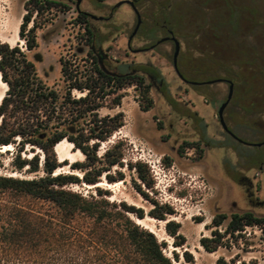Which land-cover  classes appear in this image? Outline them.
Here are the masks:
<instances>
[{
  "label": "rangeland",
  "instance_id": "1",
  "mask_svg": "<svg viewBox=\"0 0 264 264\" xmlns=\"http://www.w3.org/2000/svg\"><path fill=\"white\" fill-rule=\"evenodd\" d=\"M27 1L0 0V40L7 42L8 39L11 46H19L49 85H58L64 90L62 59L74 63L73 67L80 72H88L91 68V45L85 41L83 25L77 21L76 0H59L69 8L63 11V8L55 7L38 17L42 24L37 30L39 46L32 51L19 36L23 16L27 13ZM121 1L124 0H82L80 8L96 16L89 19V23L92 29L101 32L95 40L97 47L103 48L113 65L151 62L159 70L164 86L158 89L160 77L153 84L144 75L154 99V107L149 111L142 110L138 102L140 90L136 86L110 94L97 111L99 117L120 111L125 114L124 126L109 140L100 142L99 154L103 155L115 141L123 140L126 147L124 166L114 167L112 174L121 171L126 178L119 183H109L103 177L100 182L106 183L100 187L111 192L110 201H125L143 208L145 218L133 214L131 217L138 224L142 220L141 226L152 230L161 242H166L164 252L175 264H186L185 250L194 256L193 264H264V232L258 226H247L239 234L226 237L225 245L214 252L207 251L200 242L204 236L212 237V231L217 228L213 226L217 214L227 216L220 226L221 232L225 231L233 213L252 211L264 217V144L255 145L264 142V98L254 95L253 84L259 87L261 80L252 77L258 70L259 77L263 78L264 0H147L143 10L146 23L135 34L132 50L127 44L136 29L137 16L130 4L117 6L113 16L107 19L112 6ZM170 2L171 9L167 6ZM164 5L166 10L162 8ZM35 16L36 13L33 19ZM146 25L154 26L156 31L149 33ZM203 28L212 34L204 32ZM170 29H174L184 43L178 56L180 72L193 83L184 82L177 74L173 64L174 46L170 42L151 50H139L146 47L142 46L146 42H156L165 36ZM219 46L228 48L220 50ZM253 47L256 58L261 61L256 68L247 63L253 58L248 54ZM38 54L41 60H36ZM0 76L1 84V73ZM215 76L234 79L233 96L224 116L227 125L247 143L233 139L220 123L218 110L227 98L229 85L202 81ZM86 93L73 92L77 97ZM117 94H123L122 102L114 106L112 99ZM207 138L213 140L208 145ZM20 140L18 138L12 144L11 150L0 151V174L19 178L43 176L44 152L30 144L19 152ZM199 141L204 149L200 159L196 149L187 147L188 142ZM64 148L71 158L60 160L62 165L65 161L69 164L61 166L58 174L74 173L81 178L83 172L70 165L83 161L85 156L67 142ZM18 154L22 158L37 154L40 171L30 173L28 167L18 170L13 165ZM137 161L147 164L154 181L151 189L142 185V191L148 197L136 188L140 180L135 170L128 166ZM67 187L85 196L95 195L97 188L85 183ZM155 202L160 206L170 205L175 213L168 215L167 220L152 217L150 211L156 207ZM169 220L181 224L180 233L186 237L184 246L177 247L175 238L167 232L165 225Z\"/></svg>",
  "mask_w": 264,
  "mask_h": 264
},
{
  "label": "trees",
  "instance_id": "2",
  "mask_svg": "<svg viewBox=\"0 0 264 264\" xmlns=\"http://www.w3.org/2000/svg\"><path fill=\"white\" fill-rule=\"evenodd\" d=\"M55 7L63 11L69 8L59 0L26 2L27 13L19 35L28 50L39 46L37 30L42 24L38 17ZM77 21L84 27L85 41L93 45L98 35L90 26L88 14L80 12ZM31 22L33 25L28 28ZM89 55L92 58L88 72H80L73 67L74 63L62 59L65 87L61 90L38 74L35 63L24 50L0 40V72L8 86L0 103V148L15 144L20 138L19 152L30 144L39 147L45 155L43 176L19 178L0 174V264H175L164 252L166 242H161L153 231L131 217L133 214L145 218L143 208L125 201H110L111 192L100 186L90 196L67 187L82 183L95 185L103 177L110 183L125 180L124 172L112 174L114 167L124 166V141H115L103 155L99 154L100 142L109 140L124 126L125 114L120 111L99 117L97 111L110 94L130 86L140 90L138 102L143 111H149L154 107V99L150 95L151 85L141 72L162 77L157 67L150 64L115 66L108 59L100 62L92 51ZM75 90L87 93L77 97L73 94ZM122 97L123 94H117L112 105H120ZM63 139L72 142L85 156L83 161L70 165L83 172L81 178L74 173L55 174L59 167L69 164L65 161L62 165L56 152V145ZM212 141L207 138V145ZM187 145L197 150L198 159L203 157L202 142ZM13 165L18 170L28 167L30 173L40 171L37 154L32 158L18 154ZM128 166L140 180L136 188L148 197L142 185L151 189L154 181L147 164L137 161ZM155 206L150 215L159 220H167L168 215L175 213L168 204L160 206L155 202ZM226 219L225 214H217L213 219L217 228L212 231V237L201 238V245L207 251H216L225 245L226 237L239 234L247 226H258L264 232V217L252 211L233 213L221 232L220 226ZM165 227L175 238L177 247L186 244L179 222L169 220ZM183 257L186 264L194 263L189 251L185 250Z\"/></svg>",
  "mask_w": 264,
  "mask_h": 264
},
{
  "label": "flooded vegetation",
  "instance_id": "3",
  "mask_svg": "<svg viewBox=\"0 0 264 264\" xmlns=\"http://www.w3.org/2000/svg\"><path fill=\"white\" fill-rule=\"evenodd\" d=\"M78 1L79 0H76V10H77V12H78ZM133 2H134V4H135V6H136V8L138 9V12H139V14H140V16H141V24H140V26H139V28H138V31H137V33H136V35L138 34V32H139V30L141 29V27L146 23L145 22V20L143 19V10H144V7H145V3H146V1L147 0H132ZM210 0H206V2H209ZM81 3H82V0H81V2H80V5H81ZM117 4H115V5H113L112 6V8H111V13H110V15L107 17V19L108 18H111L112 16H113V14H114V12H115V10H116V8H117V6H116ZM130 6L132 7V9H133V11L135 12V14H136V16H137V23H136V27H137V25H138V22H139V17H138V14H137V12L135 11V9L133 8V6L130 4ZM170 9H171V2L167 5ZM167 6L166 5H164L162 8H164V10H166V8H167ZM81 9V8H80ZM163 10V11H164ZM81 11L82 12H86L87 14H88V21H89V19H91V18H96V17H94V15H92V13H90V12H88V11H84V10H82L81 9ZM165 12V11H164ZM253 12H255L254 10H253ZM80 12H78V14H79ZM156 15V13H154V16ZM145 29L146 30H148V32L149 33H154L155 31H156V28L154 27V26H152V25H146V27H145ZM93 31L95 32V34L96 35H99L101 32L99 31V30H96V29H93ZM203 31L204 32H207V30H206V28H203ZM208 32L209 33H211L210 32V30H208ZM207 32V33H208ZM212 34V33H211ZM136 35H134L132 38H131V36L129 37V39H128V44H127V46L129 47V49L130 50H132V48H131V46H132V40L134 39V37L136 36ZM214 35H215V38L217 39V34L216 33H214ZM20 36V35H19ZM211 37H212V35H210ZM217 36V37H216ZM20 40L23 42V39L20 37ZM177 41H178V43H177ZM164 42H170L171 43V45L172 46H174V53H175V50H176V46H183V41L179 38V37H177L176 36V34H175V30L174 29H170V30H168L167 31V34L165 35V36H163V37H161L160 39H158L156 42H153V41H151V42H146L144 45H142V46H146V47H142V48H140L139 50H140V52L141 51H145V50H151V49H154L156 46H159L160 44H162V43H164ZM220 47V46H219ZM229 47H231V48H233L232 46H229ZM207 48H210L209 47V45H207ZM228 48V46H221L220 47V50L222 49V50H225V49H227ZM237 48H239L240 49V47L239 46H237ZM238 49V50H239ZM233 50V49H232ZM90 51H92V53H93V55H95V56H97L98 57V59H99V61L100 62H102L104 59H108V60H110V57L105 53V51L103 50V48H99V47H97V45H96V43H94L93 45H91V49H90ZM89 51V52H90ZM248 54L249 55H251V56H253V58H251L250 60H248V65H250V66H252V67H254V68H256L257 66V63H261V61L258 59V58H256V53H255V49H254V47L252 48V49H250L249 50V52H248ZM238 55V54H237ZM111 61V60H110ZM112 62V61H111ZM121 64H128V63H126V62H121L119 65H121ZM148 64H150V65H153L151 62H149ZM237 66L239 65L238 63L236 64ZM115 66H118V65H115ZM153 66H155V65H153ZM256 66V67H255ZM263 66H264V64H263ZM156 67V66H155ZM258 67H260L259 65H258ZM1 73V72H0ZM143 73V75H145L146 76V78H148L153 84H155L156 83V75H154L153 73H150V72H141V74ZM145 73V74H144ZM204 73V72H203ZM256 73V74H255ZM260 73V71H255V72H253V74H252V77L254 78L253 80H257L256 78H258L259 80H261V86H259V87H256L255 86V84H253V93H254V95L255 96H257V97H262V98H264V71L262 70V73H263V78H261V77H259V74ZM2 75V74H1ZM182 79V78H181ZM184 82H186V83H193L192 82V80L191 79H189V78H187L186 76H184V79H182ZM263 80V81H262ZM204 83H209V84H214V83H219V82H225V83H227L228 85H229V92H228V95H227V98H226V100L228 99V96H229V93H230V88H231V84H233V92H234V79L233 78H228V77H217V76H215V77H208V78H205V79H203L202 80ZM258 81V80H257ZM159 86L160 87H158V89L160 90V89H162V87L164 86V80L163 79H161L160 80V82H159ZM225 100V101H226ZM224 101V102H225ZM223 102V103H224ZM231 102V101H230ZM222 103V104H223ZM230 104V103H229ZM229 104H228V106H229ZM227 106V107H228ZM221 107V106H220ZM229 127V126H228ZM230 128V127H229ZM230 130L234 133V134H236L231 128H230ZM226 132V131H225ZM228 135H230L233 139H235V140H237L233 135H231L230 133H228V132H226ZM237 135V134H236ZM238 136V135H237ZM238 137H240V136H238ZM241 138V137H240ZM242 139V138H241ZM63 140H65V141H68V142H70L69 140H67V139H63ZM63 140H61V141H63ZM245 142H247V140H245V139H243ZM60 141V142H61ZM237 141H239V140H237ZM240 142V141H239ZM70 143H72V142H70ZM71 145H73V147H74V144L72 143ZM75 148V147H74ZM75 149H77V148H75ZM78 151H80L81 153H82V151L80 150V149H77ZM83 154V153H82ZM84 155V154H83ZM60 161V160H59ZM61 162V161H60ZM60 168V167H59ZM58 168V169H59ZM57 169V170H58ZM57 170H56V172H57ZM56 174V173H55ZM118 182V181H117ZM110 183V182H109ZM115 183V182H114ZM96 185V184H95Z\"/></svg>",
  "mask_w": 264,
  "mask_h": 264
},
{
  "label": "water",
  "instance_id": "4",
  "mask_svg": "<svg viewBox=\"0 0 264 264\" xmlns=\"http://www.w3.org/2000/svg\"><path fill=\"white\" fill-rule=\"evenodd\" d=\"M80 2H81V0H79L78 1V12H82L81 11V9H80ZM122 3H129V4H131L132 6H133V8L135 9V11L137 12V14H138V17H139V22H138V25H137V27H136V29H135V31L133 32V34H132V36H131V38L137 33V31H138V28H139V26H140V24H141V16H140V14H139V12H138V9L136 8V6H135V4H134V2L132 1V0H124V1H121V2H119V3H117V5L116 6H119V5H121ZM94 17H96V16H94ZM103 17H100V19H102ZM177 43H178V41H177ZM180 50H181V46H176V50H175V53H174V57H173V64H174V68H175V70H176V72H177V74L180 76V78H182V79H184V76H183V74L180 72V69H179V66H178V56H179V53H180ZM42 59V57L38 54V55H36V60H41ZM7 91V90H6ZM5 94H6V92H5ZM5 94H4V96H5ZM3 96V97H4ZM232 96H233V84H231V88H230V93H229V96H228V99L221 105V107L219 108V110H218V116H219V120H220V123H221V125H222V127H223V129L226 131V132H228V133H230L231 135H233L237 140H239L240 142H244V143H247V142H245L243 139H241L240 137H238L236 134H234L231 130H230V128L228 127V125H227V123H226V120H225V116H224V112H225V109H226V107L228 106V104L230 103V101H231V99H232ZM3 99V98H2ZM264 144V142H259V143H255V145H257V146H261V145H263Z\"/></svg>",
  "mask_w": 264,
  "mask_h": 264
},
{
  "label": "bare ground",
  "instance_id": "5",
  "mask_svg": "<svg viewBox=\"0 0 264 264\" xmlns=\"http://www.w3.org/2000/svg\"><path fill=\"white\" fill-rule=\"evenodd\" d=\"M17 22V21H16ZM18 24V23H17ZM14 29H15V31H17V29H18V26L17 25H15L14 26ZM14 31V32H15ZM14 35V34H13ZM16 36V35H15ZM15 39H16V37H15ZM15 39H11V42L12 43H14L15 42ZM7 42H9V40L7 39L6 40ZM1 77V76H0ZM8 89V86H7V84L3 81V83H1L0 84V103H1V100H2V98H3V96H4V94H5V92H6V90ZM69 143V144H72V143H70V142H68V141H65V140H63V141H61V142H59L57 145H56V152H57V155H58V158H59V160H61V161H64V160H67V159H70L71 158V154L68 152L67 153V151L68 150H66L65 148H64V144L65 143ZM13 148V146L12 145H8V146H4V148L2 149V148H0V151L1 152H5V151H8V150H11ZM56 174H58V172L56 173ZM15 176V175H14ZM104 183H106V182H99L98 184H96V185H90V187H93V186H103V185H105ZM119 183V182H118ZM109 185V184H108ZM110 186V185H109ZM146 221V220H145ZM139 223L140 224H142V220H140L139 221ZM146 224V223H145ZM152 231V230H151Z\"/></svg>",
  "mask_w": 264,
  "mask_h": 264
}]
</instances>
